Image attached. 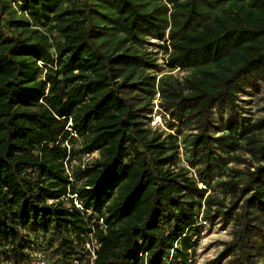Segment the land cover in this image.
<instances>
[{"label": "trees", "instance_id": "1", "mask_svg": "<svg viewBox=\"0 0 264 264\" xmlns=\"http://www.w3.org/2000/svg\"><path fill=\"white\" fill-rule=\"evenodd\" d=\"M19 2L37 29L25 36L0 0V264H34L36 252L47 264H189L201 221L239 203L228 250L253 264L264 140L235 97L264 81V0H166L162 11L140 0ZM110 31L166 38L167 64L188 86L170 82L162 106L195 132L146 127L143 101L124 89L153 85L132 81L136 57L101 48ZM219 106L227 125L216 135ZM240 152L252 169L230 165Z\"/></svg>", "mask_w": 264, "mask_h": 264}, {"label": "rangeland", "instance_id": "2", "mask_svg": "<svg viewBox=\"0 0 264 264\" xmlns=\"http://www.w3.org/2000/svg\"><path fill=\"white\" fill-rule=\"evenodd\" d=\"M6 13L12 17V20L19 21L18 29L23 32L25 36L35 38L34 22L31 21L27 13L20 9L19 0H3ZM147 11L159 8L162 11V6L166 4V0H140ZM209 15L219 14L218 10L205 8ZM104 13L113 16L111 9L106 8ZM167 14L166 17H169ZM97 25L103 27L105 21L97 19ZM101 48L107 52L125 53L126 55H133L139 66L135 69L132 76V81L141 85V79L150 85H153V93L149 91L139 90V87L124 89L125 96L129 98H137L138 101H143L142 114L145 116L143 121L146 127L151 129H158L166 133L175 134L176 129L184 134L193 133L195 130L190 128L193 124L183 125L175 123L169 118L163 109V98L161 96V89L166 88L171 83L180 82L183 87H187L184 78L187 75L186 71L174 69L169 67L166 61V56L169 52L168 42L166 38L159 40L156 37H144L140 43H134L128 37L121 33L108 32L103 38L98 41ZM149 89V88H148ZM235 110L243 117L242 119L247 123H256L261 121L258 125L257 133L259 137L264 140V81L262 79H254L245 85L244 89L236 93ZM227 110L224 106L214 108L211 115L210 131L218 135L227 125ZM237 155V159L233 164H230L234 169L242 170L250 167L251 157L248 155ZM98 153L82 158V163H87L96 158ZM78 164V161L70 163ZM70 170V165L68 166ZM241 210L240 203L238 209L231 211L230 214L219 218L215 217L209 222L201 221L195 235L192 236L191 253L189 256V264H235L232 262L233 256L229 252V244L235 229L233 218ZM227 211V210H225ZM253 252V251H252ZM253 264H264V234L259 237L256 245V250L253 252Z\"/></svg>", "mask_w": 264, "mask_h": 264}, {"label": "built area", "instance_id": "3", "mask_svg": "<svg viewBox=\"0 0 264 264\" xmlns=\"http://www.w3.org/2000/svg\"><path fill=\"white\" fill-rule=\"evenodd\" d=\"M87 248H89L88 245ZM34 264H47L46 261L44 260V256L40 252H36L34 254Z\"/></svg>", "mask_w": 264, "mask_h": 264}]
</instances>
